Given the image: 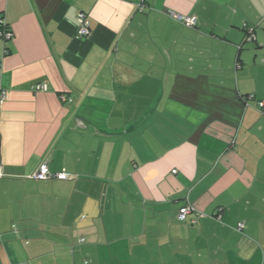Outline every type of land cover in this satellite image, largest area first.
I'll use <instances>...</instances> for the list:
<instances>
[{
  "label": "crops",
  "instance_id": "0c3cea01",
  "mask_svg": "<svg viewBox=\"0 0 264 264\" xmlns=\"http://www.w3.org/2000/svg\"><path fill=\"white\" fill-rule=\"evenodd\" d=\"M0 17V264H264V0ZM42 165L69 178L33 180Z\"/></svg>",
  "mask_w": 264,
  "mask_h": 264
},
{
  "label": "built area",
  "instance_id": "2783aa9c",
  "mask_svg": "<svg viewBox=\"0 0 264 264\" xmlns=\"http://www.w3.org/2000/svg\"><path fill=\"white\" fill-rule=\"evenodd\" d=\"M143 8V6H140L139 10L141 11ZM173 18H175L177 21L181 22L183 25L187 26V27H195L196 26V18L192 17V16H180L174 13L170 14ZM79 21H80V27L78 28L77 32H76V36L77 37H86L88 35V29L84 23V15L80 14L79 15ZM12 39V34L11 31L9 30L8 26L5 24V22L3 21V19L0 17V40L4 43L7 44L8 42H10ZM253 40V36L252 35H248L246 37V42H251ZM9 51L8 49H4L3 50V54L4 55H8ZM236 68H238V66H236ZM32 91H43L45 90V85L42 83H38V84H34L31 87ZM6 98V94L5 92H1L0 93V103L3 102ZM260 108L264 106L263 103H258L257 104ZM69 178V175L66 173H58V174H51L48 170V168L45 165L40 166V168L38 169V171L36 173L33 174L32 179L35 181H46V180H51V179H56V180H67ZM222 210H218L219 213H221ZM195 213L194 210L189 207H183L179 210L176 218L179 222H184L186 220V218L188 216H190L191 214ZM199 218V214H195L194 215V220H191L192 224L196 223V219ZM217 219H219V217H216ZM243 228V224H239L237 227L238 231H241V229Z\"/></svg>",
  "mask_w": 264,
  "mask_h": 264
},
{
  "label": "trees",
  "instance_id": "16d2710c",
  "mask_svg": "<svg viewBox=\"0 0 264 264\" xmlns=\"http://www.w3.org/2000/svg\"><path fill=\"white\" fill-rule=\"evenodd\" d=\"M244 29H246V28H244Z\"/></svg>",
  "mask_w": 264,
  "mask_h": 264
}]
</instances>
